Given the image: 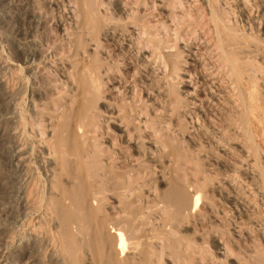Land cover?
I'll list each match as a JSON object with an SVG mask.
<instances>
[{"label":"bare ground","instance_id":"obj_1","mask_svg":"<svg viewBox=\"0 0 264 264\" xmlns=\"http://www.w3.org/2000/svg\"><path fill=\"white\" fill-rule=\"evenodd\" d=\"M230 1L0 0L30 84L27 121L0 77L1 211L43 223L29 263L264 264V55L241 56L264 4Z\"/></svg>","mask_w":264,"mask_h":264},{"label":"rangeland","instance_id":"obj_2","mask_svg":"<svg viewBox=\"0 0 264 264\" xmlns=\"http://www.w3.org/2000/svg\"><path fill=\"white\" fill-rule=\"evenodd\" d=\"M249 1L257 2V3L259 2L261 4L262 3L264 4V0H261V1L249 0ZM15 2H17L16 4L25 8L26 5H32V4L36 5L38 0H35L34 2H31L30 0H15ZM222 2H224L227 5H229L231 3L230 0H222ZM206 14H207L206 20H210L209 19L210 17H208V12ZM14 19L17 20L16 16L14 15L13 10H9L5 6V4L0 3V57L3 60L7 61V65H8V69L6 71H4L0 77L4 81V92L14 96L13 99H14V102L16 104L17 114H18L19 118L21 117L20 119H26L28 121L29 120L30 84H29V80H28V73L26 72V69L24 68V66L21 62V59H20V54H19L20 51L15 50L13 48V46L11 45L12 40H13V32H14V30H12L13 29V23L12 22L14 21ZM11 30L13 32H11ZM236 35L239 38H241L240 34L236 33ZM234 37H235V35L231 34L230 39H232ZM238 40L240 41V39H238ZM234 41H235V43H239L237 40L233 39V43H234ZM256 44L257 43L253 42L252 46L250 44V46L247 47L248 50L246 49V52H244V53H247V52L250 53V52L254 51L253 54L247 53V54H242L241 56L246 58L247 56L249 57L250 55H252L253 57L256 56L257 54L264 55V52H263L264 46L258 45V47H260V48H258L257 49L258 51H257L253 47ZM255 50L257 52H255ZM7 71H8V73H7ZM9 72H11L12 74ZM214 73H217V71ZM60 75L57 71L56 76H60ZM55 79L57 80V77ZM57 82L59 83V80H57ZM154 84L156 85V83H154ZM4 92H0V97L3 95ZM1 111L2 110L0 109V113H3ZM210 121H213V123L218 122L214 116H210ZM174 124H175V122H174ZM29 127H30V125H28L27 129H26L28 136H29V139L27 140V144L29 146H32L35 143H34V140L30 136V130H29L30 128ZM172 129L174 131H178L182 128L179 125H174ZM3 147L4 146H0V148H2V149H0V161H2V158H1L2 153L5 152V149H7V146L5 147V149ZM173 147L177 148V145L174 144ZM29 161H30L29 167L31 170L29 172V175H31L33 177V185L35 187H37L38 193L39 192L41 193L44 189L43 188L44 187V182H43L44 178H42L43 176L41 177L42 174H40L39 166L36 162V159H34V157L33 158L31 157ZM155 166H157L156 172L151 177V181L153 182L152 185H153V187H155V189L157 190V193L159 195L160 193H162V191L163 192L166 191V188H167L166 183L168 181V178H170L169 177L170 172L165 170V169L162 171L163 168H161L162 165L160 163V159L155 163ZM0 169H1L0 170V177L4 178L3 185L0 186L1 187L0 189H2V190H0V191L4 192L6 190V185L9 183L8 178H9L10 172H9V170H7L8 168L6 165L3 167L0 166ZM158 173H160V174H158ZM168 173H169V175H168ZM164 175L167 178L164 177ZM162 178H166V179H164V181H162ZM154 180L157 182H155ZM140 197H141V201L143 202V205L147 204L146 206L150 207V206H155V205L159 204L158 203L159 199L157 196L148 197L147 194L144 192V193H142V195ZM152 199H154V200H152ZM14 201L15 200L10 201V200L6 199L4 196L0 197V264H5V263L6 264H31L28 262V257L30 256L29 251L33 247V242L29 241V238H31V236L34 234L42 236L43 230H41L42 228H40V227H41V225H43V223L40 224L33 219L34 220L33 223L29 224V221L32 220V218H36V214H32L31 215L32 218L31 217H25L23 214H21L19 212V209L17 207L13 208V210L16 212H14L12 214L7 213V215L5 213V215H4V212L1 211V205L4 204V205L8 206L9 208H11L14 205V203H13ZM8 202L10 203L9 205H7ZM16 218L18 219L19 223L14 226V225H12V221ZM187 235H188V237H189L188 239L190 241L193 239H196V237L191 239L190 238L191 236H189L190 235L189 233H187ZM196 242L200 247L199 248L200 251L202 252V254H204V250H202L203 248H202L201 241L199 239H197ZM257 243L259 244V242L257 240L254 243L249 242L247 244V246H248L247 249L254 247ZM244 247L245 246L242 247L243 252L245 250ZM243 248H244V250H243ZM183 254L184 253H180V255H178L179 256L178 259H179V261H181L180 264H208L207 260L201 262V260H196L193 257L191 259H189L188 257L185 256L186 254H184V255ZM167 260H168V257L165 258V262ZM175 262L176 261H174L173 264Z\"/></svg>","mask_w":264,"mask_h":264}]
</instances>
